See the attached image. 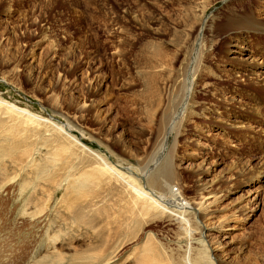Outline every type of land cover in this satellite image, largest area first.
<instances>
[{"label":"rangeland","instance_id":"374dc122","mask_svg":"<svg viewBox=\"0 0 264 264\" xmlns=\"http://www.w3.org/2000/svg\"><path fill=\"white\" fill-rule=\"evenodd\" d=\"M258 22L264 0H0V99L78 140L0 103V264H264V85L242 65L264 60ZM108 163L149 193L154 171L172 173L165 196L185 208L128 195L121 211L142 214L118 229Z\"/></svg>","mask_w":264,"mask_h":264},{"label":"bare ground","instance_id":"6f19581e","mask_svg":"<svg viewBox=\"0 0 264 264\" xmlns=\"http://www.w3.org/2000/svg\"><path fill=\"white\" fill-rule=\"evenodd\" d=\"M215 1V0H214ZM224 1H232V0H224ZM205 11V8L204 10L202 9V11H199L201 12V15L204 13ZM200 16V14H199ZM235 19V18H234ZM240 21V20H239ZM247 21V20H246ZM242 22V21H241ZM256 22V21H254ZM235 23L236 21L235 20H232V18H230L228 20V27H235ZM259 23V22H258ZM249 24V23H248ZM241 25V24H240ZM259 28H261L263 30L264 28V23L262 24H258L257 25ZM227 27V26H226ZM257 27V28H258ZM243 28V26H242ZM224 33H225V24L223 25L222 28H220ZM227 29V28H226ZM231 31L232 28H231ZM264 31V30H263ZM234 32V31H233ZM228 34L231 35V33H229V30L227 32ZM161 46V45H160ZM1 51V50H0ZM154 51H157L159 53H161V50H160V47L159 46H154ZM212 53V52H211ZM22 54V53H21ZM262 54V53H261ZM8 55V54H7ZM5 54V56H7ZM31 55V54H30ZM3 59L5 57H3V55L1 56ZM21 57V56H20ZM19 57V58H20ZM8 58V57H7ZM8 60H11L10 58ZM13 60V59H12ZM4 61L8 64H11V66L9 68L12 67V65L15 63V61H7L4 59ZM205 62V61H204ZM200 63V62H199ZM247 63V64H246ZM204 63L200 64L201 67H200V70L196 71L194 74H193V79L192 81H186V87L184 89V93H183V96H182V101L179 103V106H181L182 108H187L188 109V115H191L193 113V115L195 114V111L193 110V108L191 107L190 105V102L191 100H194L195 99V93H194V90H195V86H196V83L198 80L200 79H204L208 76L207 73H209V71H205L207 75H202L201 73L204 71V70H207V69H204ZM206 64V63H205ZM3 63L0 62V66H2ZM198 65V66H200ZM243 67L244 68H248V69H257V71H260V77H261V80L258 79V82L257 84H260L261 86L264 85V60L260 61V58H255L253 59L252 61H247V62H243ZM16 66L17 67H20L21 66V61H18V63H16ZM197 66V67H198ZM16 67V68H17ZM47 67V66H46ZM196 67V68H197ZM48 68V67H47ZM45 68V70L47 69ZM14 72L15 75H17L18 78L16 79H19L21 77V75L19 76V71H15V70H12ZM192 73L188 71L187 73V76L191 75ZM240 76V75H239ZM263 76V78H262ZM210 78V77H209ZM29 79V78H28ZM59 81H61V83L63 84V78L59 76V78L57 79V83L59 84ZM170 81H167L166 83L164 82L163 85L164 86H168L167 83H169ZM101 84V83H100ZM251 84H254L253 80L251 79ZM90 88V86H89ZM91 90V89H90ZM89 90V91H90ZM259 98V97H258ZM50 102L53 103V107L54 108H58L59 107V101H60V97L59 96H54L52 95L49 99ZM56 101V102H54ZM161 102V100L159 99V103ZM225 102V101H224ZM0 103L6 105L7 107H9L10 109L14 110V111H19L21 114H25V115H28L29 117H31V119H34L35 121L37 120L41 122V124L45 123L48 126L44 125L45 127H47L49 130L53 131V132H56L57 134H59L61 137L64 135L66 136L65 139L66 140H71V142L74 140L75 143L78 141L77 138L70 134L68 131H66L63 127H58L57 125H55L54 123L51 124V123H48L47 122V119L46 118H43L41 116H37V115H34L33 113L31 112H28L26 110H20V109H17L15 106L11 105L10 103H8L7 101L5 100H1L0 99ZM60 103H62L60 101ZM194 103V102H193ZM86 106V105H85ZM223 107H225V105H223ZM195 110L198 109L201 114L203 115L204 117V120L207 121H214L215 119L217 121H214V123L216 122H221L220 124H223L225 125V120L222 119L221 117L219 118H213V114H214V111H219L217 110L216 108H213L214 110L212 109H208V108H205V107H202V106H197L194 108ZM255 110H257V108H255ZM221 111V110H220ZM258 112V111H257ZM223 113V111H222ZM221 115V114H220ZM77 119V118H76ZM75 120V118H74ZM77 121V120H76ZM43 122V123H42ZM208 122V121H207ZM77 123V122H76ZM40 124V125H41ZM213 124V122H212ZM223 127V126H222ZM215 128H221L218 126V124L215 126ZM214 128V129H215ZM202 130V128H201ZM177 136H180L179 134ZM63 139V138H62ZM74 143V144H75ZM78 146L80 147L81 145L78 144ZM83 146V145H82ZM81 146V147H82ZM199 146V145H198ZM58 149V148H57ZM84 149V147L82 148ZM62 150V148H61ZM62 156V155H61ZM23 162L22 159L20 158H16L13 163L17 164V165H20L21 163ZM111 170H114L116 172V174H114V177L113 178H110L109 180V183H112L111 185V188L109 189V192L108 194L110 195L111 197V210H113L114 208V202L116 201V197L114 196H118V200L116 201V205L118 206L119 204H122V206L120 205L119 207V210L118 212L116 213V224H117V228L120 229L121 226H124V224H128V222H130L131 220H134V218L139 215L142 214V211H140L138 214H134V212H130L128 210L126 211H121V209H123L124 205V199L128 196V195H133L139 199H141L143 202H148L150 203L149 205V209L151 210L152 208H160L162 207L164 210L165 209H168V210H172V207H176L178 209H184L185 208V203H182V202H178L176 201L175 199L173 198H168L167 196L165 195H168L169 197H174L176 194H178V190L172 186V183H173V175L172 173H166V171H164L165 173L164 174H159L158 171H154L150 177L148 178L147 180V183H148V186L149 188H151L152 190V193H149L145 190H143L140 186H138V184H136L135 182L136 181H129L128 179L129 178H126L124 174H122L121 172H119L118 170H116V168L114 166H110V164L108 163V171H111ZM246 172L243 171V175L245 174ZM253 174V173H252ZM256 174V173H255ZM93 175V183H94V176H98V177H102L103 176V170L100 169V168H92L91 169V176ZM248 175V174H247ZM245 176V175H244ZM255 176V175H254ZM248 177V176H247ZM69 183H72L71 184V187L69 189V193H71V191H73L75 188H76V185L78 184V182H76L74 179H70L69 180ZM218 184V183H217ZM208 187H205V190H207ZM129 190V191H128ZM106 193V192H105ZM122 194V196L120 195ZM102 196V194H101ZM105 196V195H104ZM100 197V196H99ZM112 197H114L115 201L112 199ZM105 198V197H104ZM108 198V197H107ZM158 198V199H157ZM256 197L253 199L255 200ZM106 200V199H105ZM112 200L114 202H112ZM69 203H73L76 201V198H72L70 197L69 198ZM220 201V198H218L217 196H213L211 199H205L203 200L202 202L196 204V206L194 207V209H196V212L198 213L199 217L201 219H207L209 217V215L211 214L212 211V208L214 207L215 204H217L218 202ZM67 205V204H66ZM189 205V204H188ZM192 206V205H191ZM109 207V208H110ZM90 210L91 212H94L96 211L95 209V205H92V206H86L84 208H81L79 210V212L85 214V210ZM99 210V209H97ZM123 212V213H122ZM94 214V213H92ZM196 214V213H195ZM97 215V214H96ZM94 216L93 218H97V216ZM79 218V217H77ZM248 218V217H247ZM202 221V220H201ZM206 226V224H205ZM109 227V226H108ZM127 229V228H126ZM208 229V228H207ZM124 230V229H123ZM206 230V229H205ZM222 228H220V230L218 229L219 232H222L221 231ZM152 257V256H151ZM161 258V257H160ZM152 259V258H151ZM146 260H147V257L144 258V260H142V263L140 262V264H146ZM163 260V258H161V261ZM160 261V260H159ZM145 262V263H144ZM152 264V263H150ZM161 264V263H160ZM165 264V263H163Z\"/></svg>","mask_w":264,"mask_h":264}]
</instances>
